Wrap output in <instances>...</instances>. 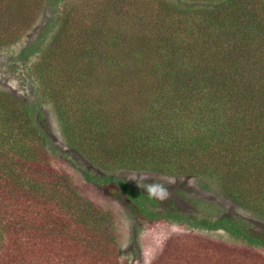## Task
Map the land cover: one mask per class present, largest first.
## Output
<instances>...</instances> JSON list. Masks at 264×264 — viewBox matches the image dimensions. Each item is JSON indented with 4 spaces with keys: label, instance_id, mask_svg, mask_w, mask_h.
<instances>
[{
    "label": "trees",
    "instance_id": "1",
    "mask_svg": "<svg viewBox=\"0 0 264 264\" xmlns=\"http://www.w3.org/2000/svg\"><path fill=\"white\" fill-rule=\"evenodd\" d=\"M163 1L161 17L165 21H171L174 13L184 20L189 17L195 19L186 21V26L192 28L188 33L195 42L205 43L204 47L209 45L208 49L203 50L195 47L197 53L194 57L201 58V63L195 62L194 57L189 59L180 55L183 48L187 47L184 43L165 42L155 50L159 45L153 46L148 38H136L137 51L121 55L119 50H123V46L116 43H122L119 35L106 37L105 44L113 46L111 49L117 52L107 65L100 68L108 74V80H103L104 83L119 88L127 102L144 103L148 114L141 118L142 121L129 120L115 127L114 122L125 111L123 105L115 102L117 98L112 93L102 108L93 99L83 96L79 102L82 105V117L79 120L69 110V104L64 102L56 105L55 110L67 143L71 149L81 151L97 165L101 160L99 157L105 156L103 165L106 170L111 167L114 171L126 168L146 170L153 166L150 170L160 173L167 170L154 167L159 166V153L163 152L161 149L165 139L178 152L190 151L194 154L213 151L212 143L218 140L225 141L229 147L244 144L242 150L236 149L234 157L238 158V162L234 165L245 175L244 179L238 180L239 185L248 188L239 190L237 185H231L226 186V191L239 206L264 220V191L260 193L263 195L261 200L253 201L247 196L253 195L250 191L259 194V190L253 191L250 188V180L264 178V0H202L187 4L182 2L184 0ZM61 2L63 0H48L49 5L54 7ZM55 22L60 23L56 27V41L51 48H47L46 56L36 64L40 78L43 77L53 85L54 99L58 98V92H55V83L49 75V62L62 43L58 38L64 34L68 19L58 17ZM103 23H107L105 18L101 21ZM143 49L151 55L145 56L147 53ZM114 51L110 50L109 55H113ZM32 52L31 49L22 51L21 58L27 60ZM149 59L154 62L143 71L139 64ZM85 65L87 69L80 68L76 72L72 69L62 71L64 84L71 85L73 94L77 92L76 84L79 81H85L89 88L101 83V79L98 84L92 83L94 77L98 76L101 64L97 63V66L91 62ZM69 80L77 82L68 84ZM150 81L152 84L148 86ZM146 86L148 89L145 94L141 90L136 92ZM127 88L135 90L133 97ZM98 90L109 92L107 86H101ZM37 109L35 104L23 103L18 97L0 91V125L5 127V131L6 127L13 130L17 128L11 138L4 139L13 141V153L2 155L6 157L5 160L0 158V264L46 262L39 259L36 263V251L41 247V238L46 247H55L52 264H62L67 247L73 250L75 257L72 258L70 254L73 264H119L116 239L112 238L109 228L105 226L107 219L100 216L97 209L77 202L80 207H76L72 215L82 210L95 222L91 226L95 237L88 235L83 238L84 227L76 225L81 230L79 236L76 231L73 235L71 228L65 233L69 227L65 222L56 228L61 233H55L54 226L47 220L48 212L43 208L44 202L38 205L37 199L43 198L48 192H45L46 188L63 187L65 191H69V188L59 182L66 177L64 174L49 170L37 162V153L45 155L40 153L44 148L45 143L42 141L45 134L34 121ZM161 118L167 120L168 125H162ZM171 118L177 122L168 123ZM82 126L87 129L88 139L82 138L79 133ZM114 133V136L108 137ZM145 152L153 154L150 157ZM7 160L10 161L9 165ZM109 161L113 163L110 165ZM107 179L114 182L110 192L122 193L134 208L136 216L143 221L152 223L169 220L182 225L193 224L194 228L201 230L225 231L236 241V244L228 246L200 234L175 235L170 237L161 256L153 264H183L180 256L186 257V264H264V238L250 231L242 221L220 217L191 223L179 211L167 209L165 213H156L148 205L152 202L151 197L138 186L126 180ZM10 206L21 208L20 211H13L15 218L6 215L5 209ZM98 220L102 221V225L99 226ZM15 221L22 225L21 229L16 228ZM29 228L36 232L34 239L31 236H26L28 240L24 241L21 240L23 237L17 239V234ZM63 233L68 237L63 236ZM47 236L50 237V243ZM9 237L12 238V244L7 246L6 240ZM241 244L245 248L238 247ZM92 247H97V250Z\"/></svg>",
    "mask_w": 264,
    "mask_h": 264
},
{
    "label": "rangeland",
    "instance_id": "2",
    "mask_svg": "<svg viewBox=\"0 0 264 264\" xmlns=\"http://www.w3.org/2000/svg\"><path fill=\"white\" fill-rule=\"evenodd\" d=\"M200 1L202 0H184L182 2L187 4ZM163 2V0H63L57 7H54L49 5L48 0H0V91L18 97L23 103L35 104L38 107L34 113V121L45 134L44 142L41 140L43 144L45 143L44 148L40 151L45 155L37 153V162L49 170L53 169L59 174H64L66 177L59 182L69 188V191H65L63 187L46 188L45 192H48L44 194L43 198L37 199L38 205L44 202L43 208L48 212L47 220L54 226L55 233H61L56 228H60L61 223L65 222L69 226L65 229V233L69 232L71 228L73 235L76 231L79 236L81 230L76 225L84 227L83 238L88 235L95 237L93 235L95 231L91 227L95 222H92L91 216L88 217L82 210H78L77 214L72 215L76 211L75 208L80 207L77 202L97 209L101 213L100 216L107 219L104 224L106 228H109L112 238L116 239L119 264H153L161 256L170 237L175 235L200 234L228 246L236 244V241L225 231L201 230L194 228L193 224L182 225L169 220L152 223L143 221L136 216L134 208L122 193L110 192L114 182L107 181V178L126 180L138 186L141 191L151 197L152 202L148 205L156 213H165L167 209L179 211L191 223L200 219L216 220L220 217H231L242 221L250 231L264 238V220L239 206L230 199L226 191V186L231 185H237L239 190L248 188L239 185L238 180L244 179L245 175H242L238 167L234 165L236 161L238 162V158L234 157L236 149L242 150L244 144L238 143V146L234 144L233 147H229L225 141L218 140L212 143L213 151L208 150L194 154L190 151L178 152L165 139L166 142L163 143L161 149L163 152L159 153L161 156L159 166L154 167L167 170L165 173H160L150 170L153 166L146 170L126 168L114 171L113 167L106 170L103 165V160H106L105 156L99 157L101 159H98V161L100 160L99 166L81 151L71 149L67 143L55 110L56 105H61L64 102L69 104V110L79 120L82 117V105L79 102L82 101L83 96L93 99L102 108L112 93L117 98L115 102L123 105L125 111V114L121 118L118 116L119 119L114 122L115 127H120L129 120L142 121L141 118L148 114L145 112L147 108L144 103L131 104L127 102L119 88L104 83L108 80V74L100 68L107 65L117 52V50L111 49L113 46L105 44L106 37L119 35L122 43L115 42L119 46H123L121 48L123 50H119L122 52L121 55H126L128 51H137L136 38L142 37L148 38L153 46L159 45L155 50L165 42L184 43L187 47L183 48L180 55L189 59L197 53L196 48L202 50L209 48V45L204 47L205 43L195 42V39L188 33L192 28L186 26V21L195 19L189 17L190 19L184 20L174 13L171 21H165L161 17ZM180 12L179 14H181ZM58 17L60 19L66 17L68 24L65 26L66 29L62 37L58 38V40H62V43L60 47H57L54 58L49 62L51 69L49 75L53 80L50 79L55 83V92H58V98L54 99L53 85L43 77L40 78L37 74L36 64L46 56L47 48H51L56 41L58 29L56 27L60 25L59 22H55ZM104 18L107 23L101 24ZM176 19L177 21L174 22ZM27 49H31L33 52L27 60H24L21 58V52ZM94 50L97 52L95 53ZM110 50L114 51L113 55H109ZM100 55L101 58H99ZM150 55L147 53L145 56ZM152 60L140 63L141 69L146 71L147 67L154 62ZM193 60L201 63V58L194 57ZM91 62L96 65L97 63L101 64L98 76L92 80V83L98 84L101 79L100 85L89 88L82 80L76 84L77 92L73 94L74 90L70 88L71 85L64 84L61 77V75L63 76L62 71L72 69L76 72L80 68L87 69L85 63ZM109 68L112 69L111 66ZM70 82L76 83L77 80H69L67 83ZM150 84L152 81L148 83V86ZM89 85L91 84L89 83ZM101 86H107L109 92L99 91ZM148 86L138 89L136 92L141 90V93L145 94ZM126 90L131 92V97L134 96L133 88ZM160 120L162 125H168L164 118ZM175 122L177 121H174L173 118L168 121V123ZM81 128L82 130L79 132L82 134L81 137L88 139L86 127L82 126ZM4 129L5 127L1 124V159L4 158L2 155L7 156V153L9 155L13 153V141L8 142L4 139L12 136L14 130L17 131V128L13 130L11 127L9 129L6 127L7 131ZM114 135L115 133L108 137ZM227 148L230 149L227 152L224 151ZM145 153L150 157L153 154V152ZM211 154L216 158L210 157ZM147 155L143 154L142 156ZM92 157L94 158L93 155ZM154 160L156 161V159ZM112 163L113 161H109L110 165ZM7 164H10L9 160H7ZM52 180L54 181V179ZM250 185L253 191L259 190V194L250 191L253 195L247 194L248 198L253 201L261 200L263 195L260 193L262 190L264 191V178L258 180L252 178ZM5 210L7 217L15 218L13 211H20L21 208L20 206H10ZM69 218L71 219L69 220ZM17 222H14L16 228L21 229L22 225ZM97 222L99 226L102 225L101 220ZM27 230L17 234V239L23 237L21 240L24 241L28 240L26 236H31L30 238L33 237V239L36 237V232L32 228ZM63 236H65L64 233ZM98 236L101 234L98 233ZM47 239L50 243L49 236ZM44 243L45 241L41 238V247L36 251L38 253L36 263L39 259H44L46 262L41 264H52L55 247H46ZM6 244L7 246L12 244L11 237L6 240ZM238 247L244 246L241 244ZM92 248L97 250V247ZM31 250L33 249L31 248ZM262 252L264 254V250ZM70 254L72 258L75 257L73 250L65 248L62 264H73ZM179 258L183 264H186L184 263L186 262L185 256ZM83 260L85 261L86 258L83 257Z\"/></svg>",
    "mask_w": 264,
    "mask_h": 264
}]
</instances>
